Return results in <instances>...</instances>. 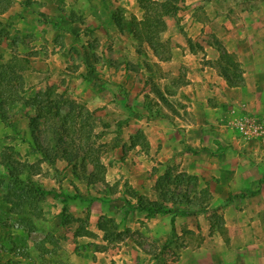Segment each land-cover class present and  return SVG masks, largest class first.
I'll use <instances>...</instances> for the list:
<instances>
[{"label": "crops", "instance_id": "obj_1", "mask_svg": "<svg viewBox=\"0 0 264 264\" xmlns=\"http://www.w3.org/2000/svg\"><path fill=\"white\" fill-rule=\"evenodd\" d=\"M176 3L177 11L163 17L170 57L160 59L153 52L161 72L151 77L153 87L161 90L165 100L152 90V82L138 79L125 93L124 79L118 74L108 81L89 77L73 96L84 97L87 107L99 108L105 115L113 110L127 112L129 120L123 124L105 126L107 141L115 142L117 152L127 153L125 161H119L122 166L117 177L127 178L139 194L159 200L155 186L165 173L195 176L198 191L210 193L203 210L189 209L179 202L170 212L150 214L134 206L123 207L124 203L88 200L84 186L76 196L73 186L63 184L61 188L52 172H37L35 179L42 187L69 196L68 209L75 216L89 210L88 229L94 232L101 231L97 222L107 215L132 230L145 229L159 244L171 238L173 226L178 235L187 230L206 234L199 246H183L176 264H264V136H244L234 125L248 115L264 129V0ZM90 7L101 12L100 17L96 13L89 18L96 21L94 25L103 19L101 27H107L114 38L108 41L111 48H124L119 39L123 36L118 29L121 25L98 0ZM11 12L12 7L1 15L11 17ZM237 78L243 82L234 83ZM147 93L155 98L153 104L147 101ZM55 167L67 172L71 169L64 158H57ZM68 177L79 185L78 178ZM216 211L220 223L211 232L215 224L211 214ZM82 237L77 239H89ZM92 256L76 254L69 248L73 264H89Z\"/></svg>", "mask_w": 264, "mask_h": 264}, {"label": "rangeland", "instance_id": "obj_2", "mask_svg": "<svg viewBox=\"0 0 264 264\" xmlns=\"http://www.w3.org/2000/svg\"><path fill=\"white\" fill-rule=\"evenodd\" d=\"M0 1V75H3L0 76V264H60L61 260L73 264L69 248L79 255H93V263L89 264L94 261L100 262L98 264H176L183 246H199L206 234L196 235L191 230L175 234L170 238V246L162 249L164 243L155 242L145 229L130 228L132 232L126 236L124 230L129 227L113 216L102 215L106 218L107 233L99 228L98 222L101 231L89 230V210L75 216L68 209L64 218L70 223L63 225L61 211L65 205L68 208L69 197L63 191L52 189L54 192L46 194L38 203L40 218L31 224L21 222L19 216L11 212V209H29V203L13 204L14 200L7 199L9 188L19 181L21 186L30 180L44 188L35 174L52 172L61 188L63 184L72 185L79 193L81 186L87 187L88 200L97 197L101 201L124 203L123 207L136 204V198L129 194L133 189L128 179L116 176L122 166L119 161H125L127 153H120V149L117 152L115 142L107 141L109 135L105 137L106 124H123L129 120L127 112L113 110L105 115L99 108L87 107L85 98L74 97L73 93L82 89L89 77L108 81L113 75H121L123 91L128 93L131 82L138 79L148 84L153 81L152 76L161 74L153 61V50L133 35L132 28L139 27L145 17L142 3L139 0H123L122 3L98 0L121 25L118 29L123 36L119 39L125 44L115 51L108 42L114 38L107 27H101L103 19L94 25L96 21L89 18L96 13L100 17L101 12L90 7L94 0ZM154 1L164 18L177 11V0ZM5 6L8 8L3 9ZM11 7V17L1 15ZM160 38L164 43L160 52L167 55L169 38L164 31ZM4 76L11 81V87L2 80ZM151 84L153 90L154 84ZM147 95V101L153 104L155 98ZM152 109L155 110V106ZM62 124L69 132L62 136L66 143L57 146L60 138L57 127ZM38 143L43 145L44 151H56L58 156L47 159ZM57 158H70L71 169L67 172L65 168H56ZM45 161L48 164H44ZM126 162L131 165L129 160ZM69 174L78 178L79 185ZM157 183L159 200L166 199L171 210L179 202L189 209L203 210L208 197L198 191L192 179H185L176 172L165 187L162 183L159 188ZM72 216L82 220L74 221ZM211 216L215 221L210 227L213 232L220 220L217 211ZM113 222L119 225V230L114 229ZM77 230L89 233L75 236ZM119 231H124L122 238L118 237ZM52 234L61 237L58 245L49 238ZM82 236L89 239L79 241L77 237Z\"/></svg>", "mask_w": 264, "mask_h": 264}, {"label": "trees", "instance_id": "obj_3", "mask_svg": "<svg viewBox=\"0 0 264 264\" xmlns=\"http://www.w3.org/2000/svg\"><path fill=\"white\" fill-rule=\"evenodd\" d=\"M142 3L143 8L145 9V17L142 21L139 22V27H133L132 31H133V35L135 37V39L141 43L146 42L149 44V46L151 47V49L153 50L154 54L160 58V59H168L170 57L169 55V50H168V54L167 55H163L160 52V48L161 46L164 45L163 41L160 38V35L162 33V31L165 30L166 28V22L163 18V14L161 13V10L158 6V4L156 3V1L154 0H139ZM1 3V1H0ZM8 6L3 7V9H7ZM236 73H240V70L238 68H236ZM1 74V73H0ZM3 76V75H0ZM5 77V76H4ZM2 80H4V82H6V86L11 87L12 83L11 81L8 79V77L3 78ZM234 83L236 84H241L243 81L240 78H237L236 80H233ZM154 92L163 100H165V97L163 95V93L161 92V90L156 86L153 87ZM2 96V93L0 91V98ZM57 131L60 134V138L57 141V146L59 144H64L66 143L65 139H63L64 135L63 134H68L69 130L66 126H64V124L60 125L57 127ZM63 136V137H62ZM37 142H38V138H36ZM39 144V143H38ZM39 148L41 150V152L43 153V155L45 157H47V159L49 160H53L52 158L57 157L58 154L56 153V151H53V153H50L49 150L43 149V145L39 144ZM67 161L70 163L71 159L67 158ZM11 177L13 176V173H10ZM180 175L182 177H185V179H192L194 181V184L196 185V187L198 186V179L195 176L192 175H188L187 173H180ZM171 172L168 171L167 173H165V175H163L159 180H158V186L159 188H161L160 184L163 183V187L166 186L167 183H170L171 181ZM13 180L17 181V178H14ZM21 182V181H19ZM19 182H15V186L10 187L7 193V199L9 201H11V203L13 204H19L22 202L29 203V209H23L21 208L19 211H14V209H11V212L14 214H17L19 216V220L21 222H25L26 224H31L33 223L35 220H38L40 218V212L38 209V203L46 196V194L54 192L48 189H44L41 188L40 186H35V183L32 181H27L25 182V186H21L19 185ZM165 182V184H164ZM54 190V189H53ZM201 192L205 193V195H207V197L209 198L210 193L208 190L204 189ZM130 196L135 197L136 198V204L133 205L135 208L140 209V210H146L148 213H161V212H170L171 209L169 207H167L168 202L166 201V199H162L160 200H151L148 199L147 197H145L142 194H139L137 191L135 190H130L129 191ZM76 196H79L78 191L75 194ZM98 199L97 197H93L90 200H95ZM68 211L67 206L65 205L61 211V217L63 219L62 224L63 225H68L70 223L69 220H66V218H64V216H66V212ZM72 220L79 222L80 220H82L79 217H71ZM105 216H101V218L98 221V226L99 228L107 233L108 232V226H107V222L105 221ZM114 223V222H113ZM83 227V226H81ZM80 228V226H79ZM114 229L115 230H119V225L117 223H114ZM125 235H129V233L132 232V230L130 228H126L125 230ZM124 231H119V238H122V234ZM122 232V233H121ZM89 231H85V233H81L78 230L75 231L74 235L78 236L80 234H88ZM124 235V236H125ZM175 235V228L173 226L172 231H171V237ZM49 238L51 239V241L53 242L54 245H58L59 239L61 237H56L55 235H50ZM171 244V239H168L162 249H166L168 246H170ZM54 252V251H53ZM56 252V251H55ZM20 262H17L16 264H19ZM11 264H14L11 262ZM60 264H69L68 260H61Z\"/></svg>", "mask_w": 264, "mask_h": 264}, {"label": "built area", "instance_id": "obj_4", "mask_svg": "<svg viewBox=\"0 0 264 264\" xmlns=\"http://www.w3.org/2000/svg\"><path fill=\"white\" fill-rule=\"evenodd\" d=\"M235 127L243 133L244 136H264V129L253 117L244 115L234 122Z\"/></svg>", "mask_w": 264, "mask_h": 264}]
</instances>
